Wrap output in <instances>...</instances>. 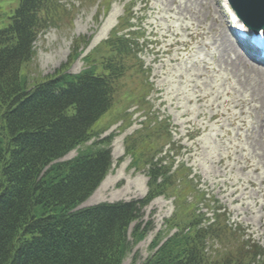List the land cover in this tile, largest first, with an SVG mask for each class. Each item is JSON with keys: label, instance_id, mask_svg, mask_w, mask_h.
Returning <instances> with one entry per match:
<instances>
[{"label": "trees", "instance_id": "obj_1", "mask_svg": "<svg viewBox=\"0 0 264 264\" xmlns=\"http://www.w3.org/2000/svg\"><path fill=\"white\" fill-rule=\"evenodd\" d=\"M67 13L61 0H18L0 27V264H123L152 229L141 219L160 196L173 198L175 210L142 264H264V249L244 240L242 228L231 229L225 212L212 208L213 222L202 225L205 214L194 203L188 208L187 194L201 201L204 194L196 192L188 167L173 169V159L157 158L172 144L167 121L160 144L155 132L125 138L129 169H143L149 178L144 198L78 209L113 164L114 134L100 138L103 130L93 125L127 96L144 95L141 104L148 107L153 84L138 56L143 33L133 30L134 15L84 56L79 73L67 72L80 55L75 52L56 74L30 80L33 42L66 22ZM89 142L95 149L80 151ZM74 149L75 158L59 161ZM211 240L220 248L208 252Z\"/></svg>", "mask_w": 264, "mask_h": 264}, {"label": "rangeland", "instance_id": "obj_2", "mask_svg": "<svg viewBox=\"0 0 264 264\" xmlns=\"http://www.w3.org/2000/svg\"><path fill=\"white\" fill-rule=\"evenodd\" d=\"M83 1L82 6L80 0L66 5L69 10L77 9L71 27L61 29L74 12H68L66 22L49 28L34 43L36 55L27 68L30 80L61 70L73 52V40L85 37L88 44L78 51L82 55L68 68V72L78 73L84 65L81 57L107 38L124 12L127 17L132 11L145 35L140 56L151 71L155 89L149 100L160 118H170L169 131L179 145L174 150L164 147L157 157L165 159L166 151L174 159V167L181 163L190 167L198 179V190L215 199L210 208L225 209L231 224L243 227L244 238L264 247V68L251 63L233 41L226 1L136 0L131 8L124 7L128 0H114L110 11L97 20V7L85 6L92 0ZM17 6L18 0H0V27L8 24ZM143 98H123L93 125V130L107 128L116 120L127 122L132 114V123L125 130L115 131V125L105 133L115 131L113 169L83 207L146 195L148 177L143 169L128 170L129 158L117 164L124 155L125 136L141 129L147 118L141 110L133 112L136 107L145 108ZM154 147L157 145L150 148ZM94 149L81 150L89 153ZM75 155L72 151L62 160ZM192 200L189 195L187 203ZM173 209L172 200L163 197L145 209L143 226L151 223L155 230L134 249V264L148 258L151 241ZM198 209L212 216L213 210L202 203ZM132 262L129 256L123 264Z\"/></svg>", "mask_w": 264, "mask_h": 264}, {"label": "water", "instance_id": "obj_3", "mask_svg": "<svg viewBox=\"0 0 264 264\" xmlns=\"http://www.w3.org/2000/svg\"><path fill=\"white\" fill-rule=\"evenodd\" d=\"M237 16L254 31L264 30V0H230Z\"/></svg>", "mask_w": 264, "mask_h": 264}, {"label": "bare ground", "instance_id": "obj_4", "mask_svg": "<svg viewBox=\"0 0 264 264\" xmlns=\"http://www.w3.org/2000/svg\"><path fill=\"white\" fill-rule=\"evenodd\" d=\"M242 56V55H241ZM260 69V68H259ZM262 71H264V70H262ZM259 73V72H258ZM262 74H263V72H261Z\"/></svg>", "mask_w": 264, "mask_h": 264}]
</instances>
